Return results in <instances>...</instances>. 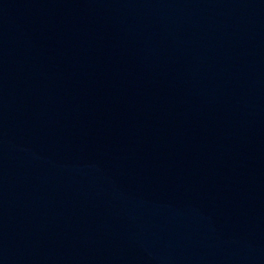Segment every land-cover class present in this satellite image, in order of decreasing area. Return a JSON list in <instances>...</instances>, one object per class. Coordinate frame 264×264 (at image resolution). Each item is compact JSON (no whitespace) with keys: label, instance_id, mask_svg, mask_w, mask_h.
<instances>
[{"label":"water","instance_id":"obj_1","mask_svg":"<svg viewBox=\"0 0 264 264\" xmlns=\"http://www.w3.org/2000/svg\"><path fill=\"white\" fill-rule=\"evenodd\" d=\"M144 264H264V0H17Z\"/></svg>","mask_w":264,"mask_h":264}]
</instances>
